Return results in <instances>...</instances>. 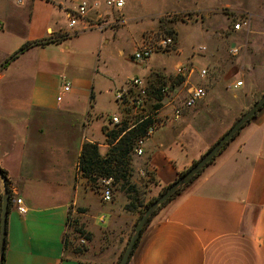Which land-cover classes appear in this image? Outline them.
<instances>
[{
  "label": "crops",
  "instance_id": "1",
  "mask_svg": "<svg viewBox=\"0 0 264 264\" xmlns=\"http://www.w3.org/2000/svg\"><path fill=\"white\" fill-rule=\"evenodd\" d=\"M83 1L94 0H0V167L6 171L10 191L3 264L116 262L113 253L110 260L93 261L66 249L70 209L76 203H81L80 215L90 214L93 222L89 225L100 230L116 226L112 211H108L107 227L95 222L98 219L103 224L106 217L101 214L97 218L102 211L100 201L89 199V184L78 165L83 143L97 138L80 133L79 121L90 113L89 94L100 56L105 65L102 71L107 73V59L122 56L126 48L131 55L142 43L143 28L151 19L149 15L138 16H145L144 22L139 18L141 23L134 19L133 7L140 4L139 0H127L122 9H109L99 0L98 9L88 10L91 23L102 20L104 25H112L122 10L127 23L117 30L111 26L83 29L82 24L70 27L68 13L76 11ZM42 39L48 42L31 45L10 59L24 44ZM248 44L252 43L246 41ZM255 53V49L244 52L240 70L229 59L221 61V77L207 80L211 91L202 100V108L197 105L184 115L192 124L191 133H182L184 119L179 124L173 121L147 139V164L157 180L151 193L176 180L181 170L198 160L230 127V107L224 95L229 86L242 80H235V75L244 76L243 84L237 87L244 91L237 101L240 112L236 118L248 108L252 89L263 93L264 59ZM195 57L190 60L198 68ZM164 61L157 58L146 70H135L131 75L148 77L150 71H160ZM134 65L146 67L142 62ZM66 71L72 73V80L64 92L60 75ZM131 75L117 76L115 87ZM234 96L239 97L237 93ZM207 104L225 109L214 133L207 131L210 120L204 115L207 108H203ZM246 126L244 133H239L236 141L195 179L193 188L153 217L128 264H264V105ZM81 192L85 195L79 202ZM16 197L22 199L26 212L16 208ZM93 204L97 205L94 211L88 208ZM122 216L128 220L134 217L135 223L138 213Z\"/></svg>",
  "mask_w": 264,
  "mask_h": 264
},
{
  "label": "rangeland",
  "instance_id": "2",
  "mask_svg": "<svg viewBox=\"0 0 264 264\" xmlns=\"http://www.w3.org/2000/svg\"><path fill=\"white\" fill-rule=\"evenodd\" d=\"M139 2L141 5L137 4L133 7L134 19H136L137 23H141L139 18H141L143 22L146 21V15H149L148 17L151 19L147 21L149 24L143 28V41L140 46L144 43L150 44L151 46L156 47L154 49V53L150 58L142 62L146 64V67L140 68L134 65L137 62L131 60L133 53L130 55V51L126 48L122 56L117 54L115 55L116 57L107 59V73L102 71L105 65L103 64V58L100 56L97 64V70L94 75L93 87L90 89L89 95L92 96L90 97L88 95L89 98H91V106L89 108L90 113L88 115L85 114L79 121L80 133L91 138H97L95 143L99 145L100 151L103 154L110 146L107 141L108 138L106 133L115 128V125L112 126L110 124L109 117H111L113 113L117 112V106V113L120 115V106L114 98V89L117 84L115 79L117 76H124L125 74L131 75L135 70H146L150 67L152 61H155L157 58H159V61L165 60L163 63L164 65L162 66L164 68L161 67L160 71H150L148 77L145 75L142 77L145 79L150 89H156L163 84L169 85L171 88L170 92L172 93V98H165V96H155V98H151L146 106L142 110L138 111V114L134 117V121H136L142 115L152 112L158 104H164L168 100H171L172 103L170 105L167 104L161 112H170V109L174 104L176 106H182L185 91L189 85L188 82L203 87L206 92L204 98L208 97L211 90L208 88L207 80L215 75L221 77L222 68H224L221 62L223 59L233 61L236 65V70H240L244 52L249 53L255 49V54H258L260 59H264V0H139ZM129 12H131V8L129 9ZM142 15L145 16L138 18V16ZM245 18L250 19L252 32H235L233 27L234 23ZM63 22L65 21L60 18L61 25H64ZM102 22L104 21H95V23H101L104 27L111 26L112 29L117 30V28L124 26L127 23V19L125 12L122 10L121 13L116 15L114 24L106 26ZM137 23L134 22V25ZM168 37L172 39L171 44L167 47L160 46V40ZM246 41H248V43L250 41L252 44L245 45ZM233 45L240 47L239 52L235 56H233L230 52ZM253 46L255 48H252ZM193 57L196 58L194 60V64L197 65L198 68L194 67L193 61L190 60ZM206 62L210 63L207 64ZM181 65L193 68V74L191 76L180 75L177 68ZM201 68L207 70L204 78H201L198 73ZM71 75V72H63V74L60 75L61 82H71ZM130 77H132V75ZM129 78H126L124 82L128 81ZM243 78L244 76L241 74L234 76L235 80H243ZM228 89V94L224 95V100H226L228 106L230 107L227 114V122H232L230 125L231 127L244 112L250 109L254 103L262 97L264 91L263 93L258 94L252 89L251 92L253 96L248 101V108L242 112L238 118H236L240 112V107L238 106L237 101L241 96V91L244 90H241L234 85L229 86ZM236 93L239 97L234 96ZM176 95L178 98L173 100ZM202 100L194 107L198 105V107L202 108ZM194 107L185 109L184 115L186 111L195 110L193 109ZM203 108H207V110L204 111V115H206L211 122L207 124V131L208 133H214L217 131L216 128H214V125L220 122V117L223 119V110L225 109L223 106L216 104H207V106L203 105ZM184 115L180 120H178L179 122H174H177L178 124L182 122V120L185 119ZM86 119L88 123L85 122ZM172 122L173 121H169L166 125H170ZM195 122L197 123L198 121ZM103 123H108L111 126H104L107 128L104 130V127H101ZM181 124L184 129L182 133H191V122L189 123V121L185 119ZM163 127L160 128L161 130L159 129L160 131L158 130V133H161L163 129H165ZM230 127H228V129ZM246 127L247 126H243L238 134H236V136L233 137L228 144H226L225 148L222 149L210 163H213L216 159H218L225 149L236 141L237 137L240 135L239 133H244ZM210 163L208 165H210ZM132 165L134 169L132 179L133 181L138 182V185L142 190L140 203L137 204V207L133 211H127L121 206L122 202L125 199L127 200V198L123 192L115 189L113 181L111 185L112 198L109 201H104L102 198L103 188L100 185V181L103 177L98 178L95 183L89 184V192H87L89 199L96 197L98 201H100L99 206L102 207V211L97 213V218L101 214H104L106 217L103 224H100L99 220L95 219L96 224L103 228L107 227L109 224L108 211H112L116 222L114 229L100 230L99 228H96V225H89L88 222L92 223L93 220L91 216H89L90 214L87 216L80 215V212L82 211L81 203H76L71 207V221L70 226H68L67 239L85 250L84 253L77 256L87 260L100 261L110 260L109 256L113 253L114 259L117 260L119 253L124 247H126L134 226L139 218L138 214L136 222L134 223V217L133 220L132 218L131 220H128L122 215L131 214L133 216L134 211L139 213L143 204L147 202L150 197L159 195L157 193L159 192L157 189L151 193L152 187L154 188L157 184V180L152 171L149 170L147 155L144 153L143 156L138 157L133 154ZM208 165L206 167H208ZM206 167L204 169H206ZM142 171L144 174H142ZM205 171L206 170H202L168 203L179 197L182 193L188 191L190 188H193L195 179L200 177ZM84 193L80 194L79 202L83 201ZM96 206L97 205L93 204L91 206L89 205L88 208L94 211L97 208ZM165 206L166 205L163 207ZM163 207L161 209H163ZM161 209L159 211H161ZM159 211L157 213H160ZM157 213L155 215H157ZM74 224L80 225L85 232L81 234L73 231ZM69 252L71 253V250H69Z\"/></svg>",
  "mask_w": 264,
  "mask_h": 264
},
{
  "label": "built area",
  "instance_id": "3",
  "mask_svg": "<svg viewBox=\"0 0 264 264\" xmlns=\"http://www.w3.org/2000/svg\"><path fill=\"white\" fill-rule=\"evenodd\" d=\"M127 0H104L106 7L109 9H122L126 4ZM100 6L99 0H94L93 2L83 1L78 9L74 12L68 13L69 26L74 27L78 24H82L83 29H87L89 27L95 28H104L101 23H91L88 18V10L91 8L98 9ZM2 27V23L0 22V28ZM235 30H244L246 32H250V19L245 18L238 20L233 25ZM172 42L170 37L164 38L160 40L159 45L162 47H167ZM156 47L151 46L150 44H142L137 47L132 54V60L136 62H143L146 59L150 58L154 53V49ZM240 47L234 45L231 47L230 52L232 54L238 53ZM177 71L180 75L191 76L194 72L193 68L187 67L186 65H181L177 68ZM199 76L204 77L207 73L206 69H200L198 71ZM188 87L185 91V97L183 99L182 106H176L175 104L170 109V112H161L167 104H171L172 101L168 100L164 104H158L152 112L146 113L134 121V117L138 114V111L142 110L146 104L149 102L151 98H155V96H165V98L171 97L172 93L170 92L171 88L167 84L160 85L156 89H150L147 85L145 79L142 76H132L128 79V81L122 83L118 87L114 89V98L120 106V115L119 113H115L110 118V123L112 125H121L124 122L128 124V129L133 128L139 123L148 122V126L146 128L145 134L139 137L134 145L133 154L135 156L141 157L145 153L146 141L150 138L154 133H156L161 127L166 125L169 121H178L183 115L184 111L187 108L194 107L199 101H201L205 96V89L201 86H197L188 82ZM243 84L242 80H239L235 83V87H239ZM70 86L68 84L63 85V91H68ZM61 97H59L60 99ZM172 98V97H171ZM174 97L173 100H175ZM79 170V168H78ZM142 174L144 172L142 171ZM113 178L112 177H104L100 181V185L102 186V198L104 201H109L112 198L111 194V185ZM16 208L24 213L27 211L26 206L23 204L21 198L16 197L14 200Z\"/></svg>",
  "mask_w": 264,
  "mask_h": 264
},
{
  "label": "trees",
  "instance_id": "4",
  "mask_svg": "<svg viewBox=\"0 0 264 264\" xmlns=\"http://www.w3.org/2000/svg\"><path fill=\"white\" fill-rule=\"evenodd\" d=\"M62 36L65 37L67 35H62ZM47 42H48V39L28 42L24 44L15 54H13L10 57V59H13L19 54V52H22L23 50L30 47L31 45H42ZM8 60L6 62H8ZM250 120L251 119H249L246 122V124H248ZM246 124L244 126H246ZM147 126H148V122L145 121V122L137 124L133 128L128 129V124L124 122L121 125L115 126L113 130L106 133V136L108 138L107 141H108V144H110V146L104 154L101 153L100 147L97 143L85 141L82 145L80 155H79L78 168L83 178L86 179L87 183L93 184L100 177H103V178L112 177L113 185L115 189L123 192L127 198V202L124 206V208L127 211H133L137 207V204L140 203V199H141L140 196L142 194V190L140 186L138 185V183L136 181H133L132 179V175L134 172L133 165H132V155H133V149H134L136 140L145 134ZM106 129L107 128L104 127V130ZM225 146L222 149H224ZM206 152H204L201 156H203ZM191 165L189 167H191ZM189 167L181 170L179 172V176H181ZM0 170L6 176V171L1 167H0ZM167 186H163L158 194L164 191L167 188ZM182 188H184V186ZM181 189L178 190L165 204H163L161 207L158 208V210L147 221V223L142 229V232L147 228V226H149L155 214L164 205H166L172 198H174L181 191ZM156 197L157 195L150 197V199L143 204V207L140 209L138 213L139 216L145 210L147 205L150 204ZM1 208H2V190L0 189V213H1ZM69 226H70V223H69ZM73 231L77 233L79 232L81 234L85 232L83 228H81V226L78 224L73 225ZM140 237L141 235L139 236V238L137 239L134 245L132 254L140 240ZM6 245H7V236H6ZM65 245H66V249L71 250V253H73L74 255H79L81 253H84L85 251L80 246L75 245V243L73 242H70L67 239V236H66ZM124 249L125 247L119 253V256L115 264L118 263Z\"/></svg>",
  "mask_w": 264,
  "mask_h": 264
},
{
  "label": "water",
  "instance_id": "5",
  "mask_svg": "<svg viewBox=\"0 0 264 264\" xmlns=\"http://www.w3.org/2000/svg\"><path fill=\"white\" fill-rule=\"evenodd\" d=\"M264 105V94L254 105L243 113L233 125L207 150V152L196 160L181 176L177 177L167 188L162 191L139 216L130 239L117 264H128L134 245L142 233V229L150 217L165 204L178 190L188 184L200 173L221 151V149L241 130L246 122L254 117L257 111ZM2 181V208L0 213V264L4 262L8 213L10 210V191L7 177L0 170Z\"/></svg>",
  "mask_w": 264,
  "mask_h": 264
}]
</instances>
